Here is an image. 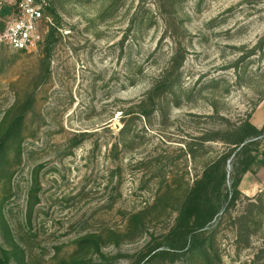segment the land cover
Here are the masks:
<instances>
[{"label": "rangeland", "instance_id": "1", "mask_svg": "<svg viewBox=\"0 0 264 264\" xmlns=\"http://www.w3.org/2000/svg\"><path fill=\"white\" fill-rule=\"evenodd\" d=\"M49 3L36 50L0 45V139L21 116L0 156V260L264 264L261 157L237 163L202 246L155 254L225 130L248 117L264 152V0Z\"/></svg>", "mask_w": 264, "mask_h": 264}, {"label": "trees", "instance_id": "2", "mask_svg": "<svg viewBox=\"0 0 264 264\" xmlns=\"http://www.w3.org/2000/svg\"><path fill=\"white\" fill-rule=\"evenodd\" d=\"M8 8H4L1 14H5ZM155 84L149 94L155 93ZM21 116L11 119L4 134L0 139V156L5 152V145L16 135L15 131ZM230 137L219 139L226 145V149L213 159L207 161L190 188L187 190L175 218V222L167 235L162 246L155 249V254H168L184 249L186 245L192 249L202 246L203 241L199 238L203 235L202 229L214 218L223 205L229 200L227 206L234 203V196L238 193L239 178L236 176V165L245 156L254 162L257 158H262L264 164V152L256 153L261 143L262 131L258 129L247 117L234 124L230 129L225 130ZM213 140V139H209ZM255 152V153H254ZM233 156L231 162V192L226 193V174L228 160ZM229 162V163H230ZM249 162V163H250ZM244 172L248 168V162L244 161ZM233 193V198L231 194ZM0 264H7L0 260Z\"/></svg>", "mask_w": 264, "mask_h": 264}, {"label": "built area", "instance_id": "3", "mask_svg": "<svg viewBox=\"0 0 264 264\" xmlns=\"http://www.w3.org/2000/svg\"><path fill=\"white\" fill-rule=\"evenodd\" d=\"M49 7V0H0V13L10 8L14 14L2 23L0 45L16 51L36 50L43 42V22Z\"/></svg>", "mask_w": 264, "mask_h": 264}, {"label": "water", "instance_id": "4", "mask_svg": "<svg viewBox=\"0 0 264 264\" xmlns=\"http://www.w3.org/2000/svg\"><path fill=\"white\" fill-rule=\"evenodd\" d=\"M230 162V159L228 160V162L227 163H229ZM228 167H229V165H228Z\"/></svg>", "mask_w": 264, "mask_h": 264}]
</instances>
